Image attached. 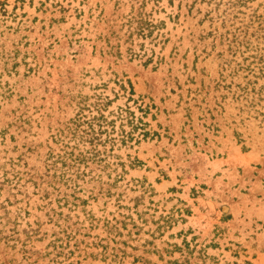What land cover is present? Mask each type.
<instances>
[{
	"label": "rangeland",
	"instance_id": "rangeland-1",
	"mask_svg": "<svg viewBox=\"0 0 264 264\" xmlns=\"http://www.w3.org/2000/svg\"><path fill=\"white\" fill-rule=\"evenodd\" d=\"M0 264H264V0H0Z\"/></svg>",
	"mask_w": 264,
	"mask_h": 264
}]
</instances>
